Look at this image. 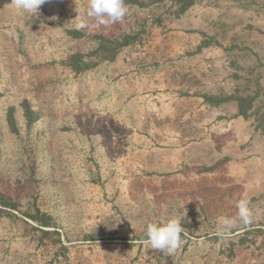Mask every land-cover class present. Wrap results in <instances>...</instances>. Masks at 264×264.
I'll list each match as a JSON object with an SVG mask.
<instances>
[{"label":"rangeland","instance_id":"374dc122","mask_svg":"<svg viewBox=\"0 0 264 264\" xmlns=\"http://www.w3.org/2000/svg\"><path fill=\"white\" fill-rule=\"evenodd\" d=\"M88 2L0 0V264H264V0L128 5L110 26ZM167 218L174 253L142 239Z\"/></svg>","mask_w":264,"mask_h":264},{"label":"clouds","instance_id":"9594fccd","mask_svg":"<svg viewBox=\"0 0 264 264\" xmlns=\"http://www.w3.org/2000/svg\"><path fill=\"white\" fill-rule=\"evenodd\" d=\"M46 0H12V3L17 9L25 12L33 13L40 9V6ZM127 13V7L124 0H89L86 11L87 18H95L100 25L110 26L117 22H122ZM85 16V13L78 12V17ZM78 28H84L85 22L77 23ZM238 219L243 225L247 226L251 223V211L248 201L241 199L237 203ZM234 225V220L231 218H223L221 220V227L224 229L222 236L230 235L228 231ZM184 229L179 218L160 219L156 222L147 225V239L145 244L150 245L151 248L167 253H174L181 240V234Z\"/></svg>","mask_w":264,"mask_h":264},{"label":"trees","instance_id":"16d2710c","mask_svg":"<svg viewBox=\"0 0 264 264\" xmlns=\"http://www.w3.org/2000/svg\"><path fill=\"white\" fill-rule=\"evenodd\" d=\"M158 1H164V0H152L149 3H146L145 1L142 0H124L125 5H140V6H146L147 4H151L154 2H158ZM174 1L175 4L178 6V12L182 13L184 11H186L189 7H191L192 5H194L197 0H171ZM136 39V37H134L132 34H127L121 38H117L115 40H111V39H107L104 38L102 36L99 37V42L96 48V54L101 58V56H103V58H108V59H115L116 55H117V47L121 48L123 46L129 45L131 44L132 40ZM116 45V47H115ZM110 52V53H108ZM85 57L84 54H80V53H76L72 56V59L75 63V65H73L74 70H76L77 72L83 70V69H87L89 68V66H81L78 67L76 65H78L79 63L83 62V58ZM86 64V63H84ZM255 97V96H254ZM254 97H239L236 98L237 102H238V113L240 115H243L245 117H248L249 113L251 110H253V100ZM210 102L212 103H217L214 100V97H208ZM31 113H33V111H31ZM31 115L29 114V117ZM4 206L7 207H12L14 206V204L9 200V199H5L4 201H2ZM31 217L33 219H37V217H35L34 215H31ZM41 224L43 226H48L49 222H41ZM142 239H147V235L143 236Z\"/></svg>","mask_w":264,"mask_h":264},{"label":"crops","instance_id":"0c3cea01","mask_svg":"<svg viewBox=\"0 0 264 264\" xmlns=\"http://www.w3.org/2000/svg\"><path fill=\"white\" fill-rule=\"evenodd\" d=\"M263 145H264V143H263Z\"/></svg>","mask_w":264,"mask_h":264}]
</instances>
